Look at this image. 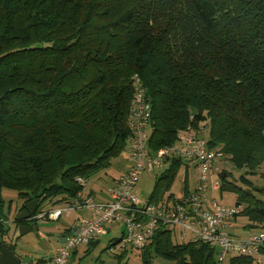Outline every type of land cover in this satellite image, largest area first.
<instances>
[{"label": "trees", "instance_id": "obj_1", "mask_svg": "<svg viewBox=\"0 0 264 264\" xmlns=\"http://www.w3.org/2000/svg\"><path fill=\"white\" fill-rule=\"evenodd\" d=\"M137 79L151 105L152 151L205 131L242 172L237 186L224 169L219 191L239 193L237 206L248 204L239 214L264 226L253 195L264 187L249 178L264 180V0H0V254L4 244L14 250L12 224L32 226L10 221L2 189L18 193L20 212L37 201L32 217L76 197L78 178L89 181L130 144ZM152 251L173 264L225 262L216 247L176 243L170 230L157 232L144 262ZM259 252L264 259V242Z\"/></svg>", "mask_w": 264, "mask_h": 264}, {"label": "built area", "instance_id": "obj_2", "mask_svg": "<svg viewBox=\"0 0 264 264\" xmlns=\"http://www.w3.org/2000/svg\"><path fill=\"white\" fill-rule=\"evenodd\" d=\"M138 81L128 119L133 131L129 144V169L119 180H115L108 199L96 201L88 190V181L78 178L80 190L76 197L65 202V207L42 211L34 217L38 221L52 222L74 211L82 214L70 227L71 232H65L62 244L55 251L53 264H69L80 246L91 248L108 233L109 225L119 224L124 226L118 242L123 251L134 250L142 255L152 245L158 231L170 230L177 232L181 243L201 241L216 247L219 262L231 256L247 255L260 259V263L264 264L259 252L264 234H252L247 239L230 234L228 223L240 211L220 206L213 197L221 189L223 166L230 165L223 151L211 149L206 139L195 133H184L176 143L152 151L147 131L151 105ZM175 159L189 160L200 169L197 189L177 201L141 204L134 192L140 176ZM208 173L216 179L208 182Z\"/></svg>", "mask_w": 264, "mask_h": 264}, {"label": "rangeland", "instance_id": "obj_3", "mask_svg": "<svg viewBox=\"0 0 264 264\" xmlns=\"http://www.w3.org/2000/svg\"><path fill=\"white\" fill-rule=\"evenodd\" d=\"M203 133L200 135L206 138L205 131ZM129 156L130 145L128 144L119 155L111 159L107 168H104L88 181V190L96 201L108 199V192L114 186L115 180H119L124 175L129 165ZM172 162L173 160L166 161L154 171L140 176L134 192L141 204L148 202L155 204L168 200L177 201L186 193L197 189L201 178L200 169L189 160L182 159L177 166H173ZM223 167L231 174L227 179L228 182L242 186L239 179L242 172L232 168L231 164ZM249 178L258 188L264 187V180L260 175L249 176ZM213 179H216V176L208 173V182ZM156 192L159 194L158 197H154ZM248 193H251V191L249 190ZM253 195L256 200L264 202V194L262 192L253 191ZM1 196L7 203L5 214H9L8 217L12 221L20 212L23 201L19 199L18 193L13 190L2 189ZM213 197L220 206L228 209H236L243 212L248 206L246 201H242L241 206H237L239 193H222L219 191L214 193ZM9 205H11L10 210L8 209ZM55 207L63 208L65 207V202L54 205L47 201L43 203L40 210L46 212ZM81 216V213L74 211L69 216L63 215L59 221L39 220V237L34 231L21 235L20 229H17L12 224L8 240L15 245L14 255L21 261V264H53L52 258L55 251L63 242L62 238H57L55 235L69 229L71 220L73 221ZM108 229L109 232L102 236L100 241L94 244L92 248L80 246L78 252L73 253L74 255H72L69 264H173L171 260L157 255L153 251L147 263L143 261L141 253L134 250L123 251L119 244L114 245V243L115 240L121 239L124 226L120 224L116 226L109 225ZM228 232L238 238L246 239L252 234H264V226L257 227L248 217L239 214L229 221ZM42 234L44 239L40 238ZM174 242L180 243L177 232L174 233ZM229 258L224 264H228ZM32 259H43L45 262L39 263L32 261Z\"/></svg>", "mask_w": 264, "mask_h": 264}, {"label": "water", "instance_id": "obj_4", "mask_svg": "<svg viewBox=\"0 0 264 264\" xmlns=\"http://www.w3.org/2000/svg\"><path fill=\"white\" fill-rule=\"evenodd\" d=\"M227 177L226 173L222 174V178L225 179ZM36 207H37V201H32L25 206V210L21 211L17 216L16 220L17 221H30L32 219V214L36 212ZM0 221H2V215L0 213ZM19 229L21 231V235H24L25 233H29L31 231L36 232L37 237H39L38 234V226H27V225H21L19 226ZM39 259L33 260L32 261H37ZM0 264H21V261L14 255L13 253V246L12 245H3L2 252L0 254Z\"/></svg>", "mask_w": 264, "mask_h": 264}, {"label": "crops", "instance_id": "obj_5", "mask_svg": "<svg viewBox=\"0 0 264 264\" xmlns=\"http://www.w3.org/2000/svg\"><path fill=\"white\" fill-rule=\"evenodd\" d=\"M128 169H129V165H128V167H127V169L125 170V172H124V174L128 171ZM105 199H107V198H105ZM80 217H78V218H75L73 221L71 220V223H70V227H72V226H74L76 223H77V220L79 219ZM70 229V228H69ZM74 229V228H73ZM109 230V229H108ZM65 232H67L66 230L65 231H61V232H59L58 234H56L55 235V237H57V238H63V236H64V234H65ZM109 232V231H108ZM40 238L41 239H44V235L42 234L41 236H40ZM100 241V240H99ZM93 247V246H92ZM91 247V248H92ZM78 251H75L74 252V254L75 253H77ZM73 254V255H74ZM55 255V254H54ZM54 257V256H53ZM53 259V258H52Z\"/></svg>", "mask_w": 264, "mask_h": 264}, {"label": "flooded vegetation", "instance_id": "obj_6", "mask_svg": "<svg viewBox=\"0 0 264 264\" xmlns=\"http://www.w3.org/2000/svg\"><path fill=\"white\" fill-rule=\"evenodd\" d=\"M20 213V212H19ZM18 213V214H19ZM35 221H36V219H34V217H32V219L30 220V221H27V224H30V225H32L31 227H33V226H37V225H35ZM39 222V221H38Z\"/></svg>", "mask_w": 264, "mask_h": 264}]
</instances>
